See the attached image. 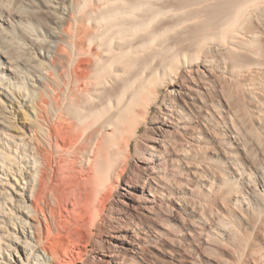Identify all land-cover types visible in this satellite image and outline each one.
I'll use <instances>...</instances> for the list:
<instances>
[{"label":"bare ground","instance_id":"1","mask_svg":"<svg viewBox=\"0 0 264 264\" xmlns=\"http://www.w3.org/2000/svg\"><path fill=\"white\" fill-rule=\"evenodd\" d=\"M45 1L51 40L33 19L11 27L0 5V264L87 263L111 220L132 233L115 264H138L133 235L147 246L152 234L111 200L123 202L134 178L154 215L185 167L200 179V132L172 95L204 104L217 82L230 96V70L264 55V0ZM210 119L206 109L200 125Z\"/></svg>","mask_w":264,"mask_h":264},{"label":"rangeland","instance_id":"2","mask_svg":"<svg viewBox=\"0 0 264 264\" xmlns=\"http://www.w3.org/2000/svg\"><path fill=\"white\" fill-rule=\"evenodd\" d=\"M44 1L0 0V5L11 27L15 28L19 16L33 19L34 23H40L39 27L42 25L39 29L51 40L48 33L54 27L53 17ZM262 39L259 41L264 53ZM43 48L48 50V46ZM250 60L244 62L249 64V69L230 70L228 98L217 82L214 88L202 90L204 104L198 99L197 104L187 107L182 94L172 95L184 109L191 111L194 130L200 132V147L194 158L200 179L192 177L190 169L184 166L182 187L172 185L174 195L168 203L170 206H157L154 215L148 211L153 204L143 198L144 188L134 178L130 192L133 197L126 194L122 198L124 203L115 197L111 200L112 206L123 208L124 215L133 217V230L142 226L152 234L153 241L147 246L142 242L143 235L139 239L133 235V250L137 249L133 257H138V264H264V187H261L264 185V76L261 75L264 55L258 59L262 64L253 65ZM251 92H255V100L250 98ZM206 109L212 119L202 126ZM151 118L152 115L148 126ZM144 168L143 162L133 160V173L143 175ZM223 178L227 179V185ZM124 189L120 186L119 193L125 194ZM177 196L180 203L176 201ZM222 220H232L243 230L234 235L221 224ZM110 222L102 225L96 242L88 247L85 257L88 261L84 264H115V253L131 243L132 233L120 228L114 220ZM158 230L163 233L159 237ZM136 245L143 247V251Z\"/></svg>","mask_w":264,"mask_h":264}]
</instances>
